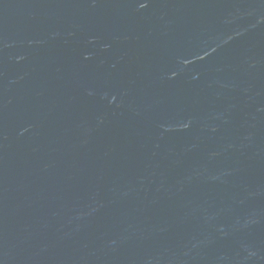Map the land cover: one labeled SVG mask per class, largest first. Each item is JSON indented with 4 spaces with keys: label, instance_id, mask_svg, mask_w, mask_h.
<instances>
[{
    "label": "water",
    "instance_id": "1",
    "mask_svg": "<svg viewBox=\"0 0 264 264\" xmlns=\"http://www.w3.org/2000/svg\"><path fill=\"white\" fill-rule=\"evenodd\" d=\"M0 264H264V0H0Z\"/></svg>",
    "mask_w": 264,
    "mask_h": 264
}]
</instances>
